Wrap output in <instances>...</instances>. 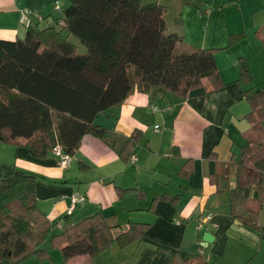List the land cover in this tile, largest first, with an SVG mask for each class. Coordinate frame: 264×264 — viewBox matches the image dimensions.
Instances as JSON below:
<instances>
[{
  "label": "crops",
  "instance_id": "crops-1",
  "mask_svg": "<svg viewBox=\"0 0 264 264\" xmlns=\"http://www.w3.org/2000/svg\"><path fill=\"white\" fill-rule=\"evenodd\" d=\"M151 1L167 7L168 31L182 37V49L214 51L220 78L186 96L169 94L155 102L136 89L120 107L102 114L97 124L125 137L136 135L126 158L92 135L83 137L68 168L61 167L54 150L36 158L25 147L0 142V171L15 167L39 176L36 198L53 225L43 245L47 251L25 264H184L201 256L204 264H264V238L231 219L230 195L219 194L215 183L255 137L246 91L264 87V0ZM57 2L60 11L54 9ZM68 5L67 0H0V40L26 38L24 10L61 19ZM238 34L245 38L233 43ZM241 62L251 71L249 81L240 78ZM262 125L264 130V120ZM76 193L84 201L69 213ZM209 213L212 221L199 230ZM67 215L74 224L98 218L116 227L117 235L135 227L138 237L126 246L113 242L94 258L65 261L56 236ZM259 224L264 229V211ZM209 233L215 240L206 258L202 244Z\"/></svg>",
  "mask_w": 264,
  "mask_h": 264
},
{
  "label": "trees",
  "instance_id": "trees-1",
  "mask_svg": "<svg viewBox=\"0 0 264 264\" xmlns=\"http://www.w3.org/2000/svg\"><path fill=\"white\" fill-rule=\"evenodd\" d=\"M61 19L40 29L28 28L24 40H0V142L44 157L61 146L71 158L82 139L92 135L126 158L136 135L125 137L97 124L120 107L137 89L155 102L169 94L186 96L220 78L212 50L182 49V37L169 33L167 7L151 0H68ZM52 21V22H51ZM78 40L79 46L71 42ZM244 34L235 35L239 42ZM241 80L251 79L241 62ZM246 97L255 137L241 159L224 166L215 181L219 194L229 193L231 219L264 238V87ZM36 173L5 167L0 171V264H25L41 257L53 225L36 198ZM231 178L235 186L231 185ZM178 197L170 198L175 205ZM116 227L98 218L74 224L63 218L65 261L96 257L113 242L126 246L138 234L135 227L115 234ZM145 235V233H144ZM184 264H204V257Z\"/></svg>",
  "mask_w": 264,
  "mask_h": 264
},
{
  "label": "built area",
  "instance_id": "built-area-1",
  "mask_svg": "<svg viewBox=\"0 0 264 264\" xmlns=\"http://www.w3.org/2000/svg\"><path fill=\"white\" fill-rule=\"evenodd\" d=\"M54 9L56 11H60L61 7H60L58 2L55 4ZM33 17L35 19H33ZM35 21L43 22L44 21V17L42 15H40V14H37V13L36 14H32V12L29 11V10H24L22 12L21 23L23 25H25L26 27L29 28V27L33 26ZM53 152L59 158V163H60L61 167L68 168L70 166L72 158L64 152V150H63V148L61 146L55 147ZM131 161L135 162L136 161V157L133 156L131 158ZM84 198H85L84 196L79 195L77 193L71 195L69 213H72L75 210V208L77 207V205L84 201ZM212 219H213V215L211 213L205 215L203 217V219H201L199 221V230H202L204 228L205 224L210 223L212 221Z\"/></svg>",
  "mask_w": 264,
  "mask_h": 264
},
{
  "label": "water",
  "instance_id": "water-1",
  "mask_svg": "<svg viewBox=\"0 0 264 264\" xmlns=\"http://www.w3.org/2000/svg\"><path fill=\"white\" fill-rule=\"evenodd\" d=\"M214 236L212 234H206L203 238L202 248L204 249V256L207 258L211 252L212 245L214 243Z\"/></svg>",
  "mask_w": 264,
  "mask_h": 264
},
{
  "label": "rangeland",
  "instance_id": "rangeland-1",
  "mask_svg": "<svg viewBox=\"0 0 264 264\" xmlns=\"http://www.w3.org/2000/svg\"><path fill=\"white\" fill-rule=\"evenodd\" d=\"M163 1L166 2L167 4L170 3V2L171 3L173 2V0H163ZM39 27H40V29H44V28L48 27V25L47 24H40ZM71 42H73L74 45L79 46V50H78L79 54H84V51H83V49H81L82 47L80 46V44H78L79 42H78V40H76V38L73 37Z\"/></svg>",
  "mask_w": 264,
  "mask_h": 264
}]
</instances>
